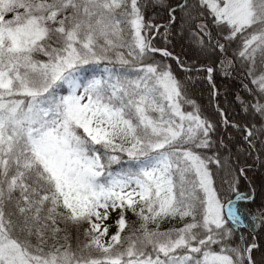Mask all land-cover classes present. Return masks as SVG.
Masks as SVG:
<instances>
[{"label":"snow or ice","instance_id":"snow-or-ice-1","mask_svg":"<svg viewBox=\"0 0 264 264\" xmlns=\"http://www.w3.org/2000/svg\"><path fill=\"white\" fill-rule=\"evenodd\" d=\"M148 3L0 0V264H258L264 205H238L256 197L251 182L239 191L245 168L227 193L215 186L211 166L228 165L217 154L227 145L205 152L216 125L189 97L200 77L147 60L206 71L219 94L213 67L154 46L179 25L202 53L220 54L225 76L238 62L250 99L236 100L260 126L222 123L264 146V0H151L166 24L146 19ZM177 218L182 226L160 230Z\"/></svg>","mask_w":264,"mask_h":264},{"label":"trees","instance_id":"trees-1","mask_svg":"<svg viewBox=\"0 0 264 264\" xmlns=\"http://www.w3.org/2000/svg\"><path fill=\"white\" fill-rule=\"evenodd\" d=\"M168 4L175 5L178 0H166ZM179 15V13H177ZM151 18L154 23L166 24L168 21L167 10L161 6H153L151 0H149L148 8L146 12V19ZM164 31L163 28L160 29ZM170 42L165 44L163 39L157 36L153 40V44L157 48H167L173 53V56L179 57L185 62V65L195 63L196 67L204 65L205 67H213L215 71L212 74L213 83L216 85V91L219 93L215 97L212 95L213 88L207 81V72L203 71L200 73L192 72L185 73L176 63L175 59L163 58L158 53L150 57L147 62L163 61L171 66L174 75L184 80L187 75L200 77L189 87V97L193 99L201 110V115L210 120L216 125V131L212 135L213 141L217 142L210 150H205L207 155H212L217 152L219 147L218 142L223 139L227 145L224 149H219L218 155L221 158L222 163L227 160L228 165L224 169L218 168L216 165H212V171L214 173L215 186L220 190L221 193H227L228 183L238 174L240 168H245L244 176L240 178L239 191L249 192V182L251 187L256 189L255 201L245 204L244 202H238V205L249 210L252 213H256L258 209L264 205V146H261L259 142L256 143L255 150L251 149L248 143L244 140V133L236 128L227 127L225 128L222 120L227 119L230 124L236 123L241 126L247 124L251 126L255 124L257 127L260 126L259 117L251 112L242 111V105L237 102L236 96L239 95L242 99L247 101L250 99L249 94L244 90L243 84L249 83L248 80H242L240 75V65L238 62L230 69V75L225 76L223 69L219 66L220 54L215 56L207 55L202 53L196 48L186 33L179 34V25L177 29L172 32L170 36ZM236 45L233 44L228 49V57L231 59L233 50ZM251 87V85H249ZM219 106V108L217 107ZM191 107L185 105V111H191ZM221 110L224 116H221ZM235 169V171H232ZM234 198V197H233ZM227 195H225V202ZM129 221H135L136 217L131 213H128ZM182 226L179 219H170L160 225V230L164 231L173 227ZM154 227V226H153ZM250 231V230H249ZM127 234V233H125ZM63 235V233L61 234ZM251 240L252 237L248 236ZM83 242V236L80 237ZM63 243V241H60ZM257 242L260 244V248L253 252V257L257 260L258 264H264V229L257 230ZM51 243V242H50ZM69 243L73 248L77 245L75 231H72L71 239ZM48 249L46 248V251Z\"/></svg>","mask_w":264,"mask_h":264},{"label":"rangeland","instance_id":"rangeland-1","mask_svg":"<svg viewBox=\"0 0 264 264\" xmlns=\"http://www.w3.org/2000/svg\"><path fill=\"white\" fill-rule=\"evenodd\" d=\"M116 214H113L112 217L106 222L108 225H110V229H109V235L114 234L116 231V227L114 224V220L116 219Z\"/></svg>","mask_w":264,"mask_h":264}]
</instances>
